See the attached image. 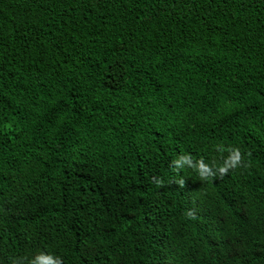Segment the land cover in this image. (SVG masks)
<instances>
[{
	"label": "trees",
	"instance_id": "16d2710c",
	"mask_svg": "<svg viewBox=\"0 0 264 264\" xmlns=\"http://www.w3.org/2000/svg\"><path fill=\"white\" fill-rule=\"evenodd\" d=\"M39 252L264 264V0H0V264Z\"/></svg>",
	"mask_w": 264,
	"mask_h": 264
},
{
	"label": "clouds",
	"instance_id": "9594fccd",
	"mask_svg": "<svg viewBox=\"0 0 264 264\" xmlns=\"http://www.w3.org/2000/svg\"><path fill=\"white\" fill-rule=\"evenodd\" d=\"M219 151L221 153L227 151L228 155L223 158L222 164L214 166L216 168V171H213V166L206 164L203 159H200L197 164H193L190 155H184L180 157V160L186 161L189 165H191V168L195 169L198 172L202 180H209L210 178H214L217 176L223 177L224 175H227L229 173L230 169H236L242 166L243 155L238 147L229 146L225 148L223 145H219ZM175 165L176 169L179 171L181 169L180 161H176ZM243 166L246 167L247 165L244 164ZM154 182L157 184L158 187L162 186L163 184L162 180H158L155 178ZM177 183L180 187L185 186V181L183 179L177 181ZM187 215L190 218H195L193 211H189ZM13 264H22V262L13 261ZM30 264H62V260L60 257L55 256L54 254L39 252L30 261Z\"/></svg>",
	"mask_w": 264,
	"mask_h": 264
}]
</instances>
